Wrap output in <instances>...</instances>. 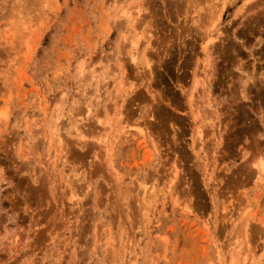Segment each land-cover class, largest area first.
I'll return each instance as SVG.
<instances>
[{
    "label": "rangeland",
    "instance_id": "374dc122",
    "mask_svg": "<svg viewBox=\"0 0 264 264\" xmlns=\"http://www.w3.org/2000/svg\"><path fill=\"white\" fill-rule=\"evenodd\" d=\"M3 111L0 264H264V0H0Z\"/></svg>",
    "mask_w": 264,
    "mask_h": 264
},
{
    "label": "bare ground",
    "instance_id": "6f19581e",
    "mask_svg": "<svg viewBox=\"0 0 264 264\" xmlns=\"http://www.w3.org/2000/svg\"><path fill=\"white\" fill-rule=\"evenodd\" d=\"M243 7H241V10H243L242 9ZM241 10H239V11H241ZM138 13H140L139 11H138ZM244 13V12H243ZM239 14V13H238ZM216 15V18L215 19H218L217 18V13L215 14ZM214 15V16H215ZM213 16V17H214ZM213 21V20H212ZM211 22V21H210ZM215 22V21H214ZM205 33H207V31L205 32ZM219 35L221 34L220 32L218 33ZM218 35V36H219ZM210 37V36H209ZM207 35H205L204 34V41H203V43H202V47H201V49H202V52H203V54H204V56H205V58H208V56H209V54L211 53L210 52V50L211 49H209V47H210V42L212 41V39H210ZM203 38V37H202ZM216 38V37H215ZM217 39V38H216ZM203 40V39H202ZM133 46V45H132ZM212 51V50H211ZM147 66L149 67V64L147 63ZM199 82V81H198ZM198 82H196L195 83V87L196 86H199V84H198ZM197 89V88H196ZM194 90H195V88H194ZM192 97V96H191ZM191 99V98H190ZM189 103V102H188ZM6 112V111H5ZM4 111L3 112H0V117H3V118H5V120H6V118H7V116H6V113H5ZM120 127V126H119ZM128 129H133V130H135V131H138V132H140V133H142L143 132V128H141V126H137V127H127V126H122V127H120V128H118V130H119V133L121 134V135H125V134H129L130 133V130H128ZM140 135V134H139ZM142 135V134H141ZM198 136H200V135H198ZM259 165H257V170H258V173L259 174H264V166H263V163L261 164L260 162L258 163ZM144 187V186H143ZM146 191H147V189L146 188H144V190H143V192H145L146 193ZM150 193V192H149ZM152 195H155L154 193H153V191L151 192V194H145V196H144V201H147L148 202V200H149V198L151 199V196ZM143 197V196H142ZM153 197V196H152ZM152 201V200H151Z\"/></svg>",
    "mask_w": 264,
    "mask_h": 264
}]
</instances>
